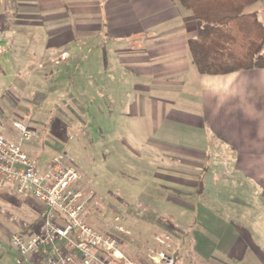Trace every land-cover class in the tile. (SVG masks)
<instances>
[{
    "label": "crops",
    "instance_id": "obj_1",
    "mask_svg": "<svg viewBox=\"0 0 264 264\" xmlns=\"http://www.w3.org/2000/svg\"><path fill=\"white\" fill-rule=\"evenodd\" d=\"M258 2L261 10L246 11L264 23ZM196 32V18L177 0H0L4 133L18 139L13 121L30 127L47 99L77 103L79 93L67 86L87 53L94 96L114 102L120 83L114 73L99 75L133 71L132 82L120 81L126 94L143 111L156 104L144 144L155 170L136 206L122 211L133 233L118 235L124 253L136 264L145 262L143 247L164 248L177 263L186 253L193 263L264 264V68L200 74L188 45ZM23 263L44 264L36 254Z\"/></svg>",
    "mask_w": 264,
    "mask_h": 264
},
{
    "label": "rangeland",
    "instance_id": "obj_2",
    "mask_svg": "<svg viewBox=\"0 0 264 264\" xmlns=\"http://www.w3.org/2000/svg\"><path fill=\"white\" fill-rule=\"evenodd\" d=\"M261 3L246 10L259 11ZM261 16L264 14L261 13ZM106 56L110 62L111 53ZM91 57L89 53L83 55L77 66L80 68L71 73L78 76L77 81L72 83L75 85L67 86L79 93L77 103L69 100L56 102L58 97H52L37 105L34 122L29 123L35 135L23 143V148L42 167L47 160L51 162L58 155L72 161L81 175V182L95 193L94 201L98 209L96 205L94 207L99 212L97 216L91 215L88 222L104 231L102 226L105 222L114 223L116 215L122 217L124 206H136L139 194L149 184L145 177L155 170L152 160L144 159V144L151 135L148 131L153 124L156 104L148 101L143 111L134 103L135 94H126L127 87L120 81L128 78L132 82L137 75L131 70L111 69L99 75V80L110 79L114 73L115 81L120 83L116 86L119 92L114 96V102L106 96H94L96 86H91L89 76ZM95 80L97 82L98 77ZM84 91L87 94L84 95ZM162 106L167 108L168 104L162 103ZM23 122L26 124V120ZM40 210L34 198L12 189H0V264H20V254L11 246L12 235L9 237L8 233L20 232L30 226L35 232H40L44 226ZM174 257L176 260V255ZM190 257L184 253L177 264H219L216 260L193 263ZM142 259L144 264H151L144 257Z\"/></svg>",
    "mask_w": 264,
    "mask_h": 264
},
{
    "label": "built area",
    "instance_id": "obj_3",
    "mask_svg": "<svg viewBox=\"0 0 264 264\" xmlns=\"http://www.w3.org/2000/svg\"><path fill=\"white\" fill-rule=\"evenodd\" d=\"M13 126L16 140L5 135L0 119V189L11 187L34 198L41 204L44 220L40 232L11 236V246L20 254L18 262L36 254L44 264H136L121 248L118 235H133L121 223L122 217L116 215L108 231L92 226L88 220L99 212L94 207L98 209L95 193L81 182L72 161L58 155L45 167L40 166L23 148L35 131L21 121H13ZM169 239L158 237L157 241L166 245ZM138 253L151 264L176 263L174 255L164 248L143 247Z\"/></svg>",
    "mask_w": 264,
    "mask_h": 264
},
{
    "label": "trees",
    "instance_id": "obj_4",
    "mask_svg": "<svg viewBox=\"0 0 264 264\" xmlns=\"http://www.w3.org/2000/svg\"><path fill=\"white\" fill-rule=\"evenodd\" d=\"M177 1L196 18L197 32L188 45L200 74L264 68V23L257 13L246 11L264 0Z\"/></svg>",
    "mask_w": 264,
    "mask_h": 264
}]
</instances>
